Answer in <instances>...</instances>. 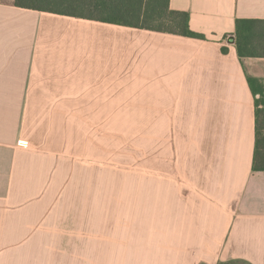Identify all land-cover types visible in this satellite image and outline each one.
<instances>
[{
  "label": "crops",
  "instance_id": "obj_1",
  "mask_svg": "<svg viewBox=\"0 0 264 264\" xmlns=\"http://www.w3.org/2000/svg\"><path fill=\"white\" fill-rule=\"evenodd\" d=\"M170 7L205 37L0 0V264H264V0Z\"/></svg>",
  "mask_w": 264,
  "mask_h": 264
},
{
  "label": "trees",
  "instance_id": "obj_2",
  "mask_svg": "<svg viewBox=\"0 0 264 264\" xmlns=\"http://www.w3.org/2000/svg\"><path fill=\"white\" fill-rule=\"evenodd\" d=\"M15 5L154 31L205 37L190 28L189 13L172 9L170 0H15ZM234 35L240 57L264 56L263 19L237 18ZM249 81L257 93L253 86L254 79L250 77ZM259 93L261 96L256 98L254 171L264 170V89H260ZM242 262L245 263L243 260H230L221 264Z\"/></svg>",
  "mask_w": 264,
  "mask_h": 264
},
{
  "label": "rangeland",
  "instance_id": "obj_3",
  "mask_svg": "<svg viewBox=\"0 0 264 264\" xmlns=\"http://www.w3.org/2000/svg\"><path fill=\"white\" fill-rule=\"evenodd\" d=\"M128 98H129V95H123V94L119 95L117 93H114V94L112 93V101H117V100L120 101V99H122L124 101L125 99H128ZM241 264H247V263L242 262Z\"/></svg>",
  "mask_w": 264,
  "mask_h": 264
},
{
  "label": "water",
  "instance_id": "obj_4",
  "mask_svg": "<svg viewBox=\"0 0 264 264\" xmlns=\"http://www.w3.org/2000/svg\"><path fill=\"white\" fill-rule=\"evenodd\" d=\"M228 42L229 43H235L236 42V36L235 35H230L228 37Z\"/></svg>",
  "mask_w": 264,
  "mask_h": 264
}]
</instances>
